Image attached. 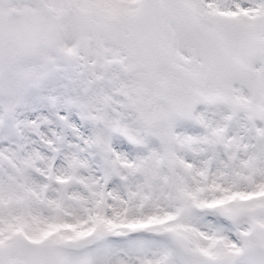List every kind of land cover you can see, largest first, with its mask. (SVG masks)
Listing matches in <instances>:
<instances>
[{
	"label": "snow or ice",
	"instance_id": "snow-or-ice-1",
	"mask_svg": "<svg viewBox=\"0 0 264 264\" xmlns=\"http://www.w3.org/2000/svg\"><path fill=\"white\" fill-rule=\"evenodd\" d=\"M0 264H264V0H0Z\"/></svg>",
	"mask_w": 264,
	"mask_h": 264
}]
</instances>
